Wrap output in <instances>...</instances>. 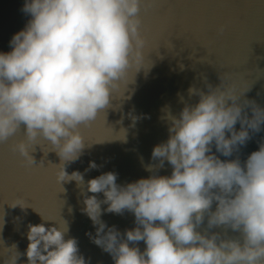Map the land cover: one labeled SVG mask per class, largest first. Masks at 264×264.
I'll list each match as a JSON object with an SVG mask.
<instances>
[{"label":"clouds","instance_id":"obj_1","mask_svg":"<svg viewBox=\"0 0 264 264\" xmlns=\"http://www.w3.org/2000/svg\"><path fill=\"white\" fill-rule=\"evenodd\" d=\"M140 4L25 0L22 11L30 19L11 38V50L0 51V142L24 125L29 141L43 135L63 160H78L85 147L79 126L109 105L113 82L128 67L133 49L143 44ZM208 89L172 118L168 140L153 149L161 166H172L171 175L120 185L118 174L107 172L87 181L92 195H84L81 213L96 232L86 234L115 264H264V144L243 164L217 155L231 157L261 131L264 107L241 101L242 94L231 87L209 84ZM130 115L134 123L140 119ZM18 148L35 163L27 143ZM99 167L90 161L85 172ZM57 180L83 184L84 174L69 175L61 164ZM18 204L27 206L18 200L13 207ZM126 210L134 213L136 227L125 233L101 219L105 212ZM206 214L209 229L227 226L242 232L243 242L198 231ZM28 229L25 252L13 245L4 264H18L21 256L27 257L25 264H90L78 240L65 238L66 228L29 223ZM140 241L146 244L143 251L132 246Z\"/></svg>","mask_w":264,"mask_h":264},{"label":"water","instance_id":"obj_2","mask_svg":"<svg viewBox=\"0 0 264 264\" xmlns=\"http://www.w3.org/2000/svg\"><path fill=\"white\" fill-rule=\"evenodd\" d=\"M24 3L0 0V51H10L11 38L28 23ZM138 17L143 44L133 49L128 67L113 82L109 105L79 126L85 147L78 160H63L43 135L29 141L24 125L0 142V264L13 245L25 252L29 223L66 228L65 238L78 240L80 253L90 264H115L112 255L86 234L96 232L81 213L87 181L107 172L117 173L120 185L152 174L171 175L172 166L167 162L161 166L153 149L168 140L172 118L186 104L198 103V92H207L209 84L231 87L242 94L241 101L264 107V0H141ZM130 114L140 119L134 123ZM21 142L27 143L35 163L20 153ZM261 144L264 127L231 157L217 155L224 160L239 158L243 164ZM90 161L100 167L85 172ZM61 164L69 175L83 173L84 183H59ZM18 200L27 206L13 207ZM101 219L121 233L136 227L134 213L127 210L122 215L105 212ZM197 230L243 242V233L227 226L209 229L207 214ZM137 244L141 251L146 248L144 241L132 246ZM26 259L21 256L18 264Z\"/></svg>","mask_w":264,"mask_h":264}]
</instances>
